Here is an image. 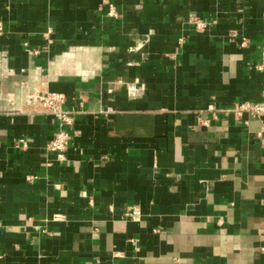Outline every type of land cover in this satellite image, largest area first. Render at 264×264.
<instances>
[{"label": "crops", "instance_id": "1", "mask_svg": "<svg viewBox=\"0 0 264 264\" xmlns=\"http://www.w3.org/2000/svg\"><path fill=\"white\" fill-rule=\"evenodd\" d=\"M263 49L264 0H0V264H264V119L195 114L264 102Z\"/></svg>", "mask_w": 264, "mask_h": 264}, {"label": "built area", "instance_id": "2", "mask_svg": "<svg viewBox=\"0 0 264 264\" xmlns=\"http://www.w3.org/2000/svg\"><path fill=\"white\" fill-rule=\"evenodd\" d=\"M109 15H116L113 8L110 9ZM192 24L199 31H205L209 23L203 19L193 17L191 19ZM247 40L243 39L242 45H247ZM255 69L258 71H264V49L262 51L261 62L256 64ZM28 102L31 105H36L39 108V112L54 116L57 119V129L47 144V149L55 152L58 157L64 158L65 153L70 148V128L74 124L73 112L64 109L63 104L65 103V97L60 93L52 92H37L35 94L28 95ZM113 111L112 108H108L107 112ZM212 114L213 119H217L220 113L227 115H236L238 117H243L245 115L258 118L260 120L264 119V102H240L235 104L231 108L219 109L215 104H209L205 108L196 110V120L197 124L200 126H208L211 119L205 118L204 114ZM258 137L264 136V130L258 132ZM17 147H25L26 144L24 140H19L16 144Z\"/></svg>", "mask_w": 264, "mask_h": 264}]
</instances>
